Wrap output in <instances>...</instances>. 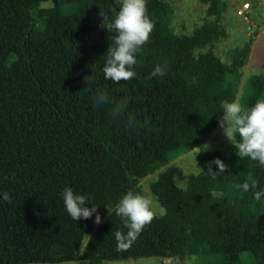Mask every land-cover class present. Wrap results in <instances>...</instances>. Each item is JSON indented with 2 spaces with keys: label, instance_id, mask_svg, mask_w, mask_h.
<instances>
[{
  "label": "trees",
  "instance_id": "trees-1",
  "mask_svg": "<svg viewBox=\"0 0 264 264\" xmlns=\"http://www.w3.org/2000/svg\"><path fill=\"white\" fill-rule=\"evenodd\" d=\"M44 1L0 0V193L9 194L0 196V264L149 256L264 264V203L236 187L253 180L264 187V167L237 153L202 152L201 171L182 188L178 167L169 165L210 136L222 102L238 96L252 37L233 50L231 63L212 51L194 53L226 36L227 2L204 0L214 18L178 35L171 6L146 0L153 29L136 53L135 76L115 83L102 72L111 34L100 13L113 17L120 0ZM157 64L163 75L153 76ZM100 92L111 103L95 105ZM259 99L264 64L246 79L239 102L250 107ZM121 100L126 107L113 118L112 103ZM133 118L138 127L129 126ZM217 158L226 167L213 176L208 166ZM157 171L150 189L165 214L154 213L134 240L117 241L127 228L116 204L128 191L144 195L140 180ZM64 187L97 206L100 222L95 213L72 220L59 196Z\"/></svg>",
  "mask_w": 264,
  "mask_h": 264
},
{
  "label": "clouds",
  "instance_id": "clouds-1",
  "mask_svg": "<svg viewBox=\"0 0 264 264\" xmlns=\"http://www.w3.org/2000/svg\"><path fill=\"white\" fill-rule=\"evenodd\" d=\"M102 27L111 34V43L104 57L102 72L106 80L118 83L127 81L135 76L133 66L136 64V53L148 39L153 29V22L146 12V0H120L118 11L113 17H109L103 11ZM152 75H163L162 67L154 66ZM91 89L92 83L87 82ZM93 102L97 106L111 103L110 98L103 92L93 96ZM126 101L121 100L112 103L111 115L117 118L125 109ZM222 116L219 125L224 136L235 146L239 157H247L264 167V99L257 100L252 106L244 107L238 99L223 101L221 104ZM130 127H138V122L133 118L128 121ZM209 145L205 144L206 150ZM215 164L217 171L213 172L211 164ZM225 165L220 159L209 162L208 173L215 175L222 173ZM198 168V167H197ZM200 169V168H198ZM201 170V169H200ZM242 193L251 191L252 197L258 202L264 203V187L257 189V182L245 181L236 186ZM4 200L9 199L7 192L0 193ZM63 207L72 220L87 219L95 213V222H100L97 206L89 208V202L82 194L74 192L70 187H64L59 193ZM115 214L124 222L127 233H115L117 241L134 240L144 226L150 223L154 216L152 201L140 193L132 191L122 195L115 206Z\"/></svg>",
  "mask_w": 264,
  "mask_h": 264
},
{
  "label": "rangeland",
  "instance_id": "rangeland-1",
  "mask_svg": "<svg viewBox=\"0 0 264 264\" xmlns=\"http://www.w3.org/2000/svg\"><path fill=\"white\" fill-rule=\"evenodd\" d=\"M172 8L173 14L170 18V28L175 34H191L193 30L202 24L206 19H213V16L207 15V8L209 3L204 0H164ZM227 8L222 13L220 23L225 27L227 34L225 37L207 44L204 47L197 48L194 53L198 55L201 52L212 51L225 63H231L232 53L235 48H243L245 44L252 37V45L247 62L243 68L242 83L236 99L239 100L241 96L242 86L246 79L252 75L263 73L264 64V29L257 34H253L249 29L248 21L238 14V10L245 2H251L252 7H256L258 0H225ZM56 6L53 1H44L41 6ZM256 11V9H254ZM260 10V9H259ZM261 11V10H260ZM256 11L255 15L261 19L263 11ZM209 147L205 150L204 145ZM207 151H219L225 155L237 153L235 146L224 136L220 127L208 136L199 146L182 154L174 159L169 165H176L178 171L175 175V182L178 186L185 188L187 186V179L190 173H199L202 169L198 160V155ZM238 154V153H237ZM200 169H198V168ZM165 168V167H164ZM163 168V169H164ZM162 170V169H161ZM159 171L149 175L140 180V186L151 201L154 213L158 216L165 214V208L161 205L158 198L150 189V183L153 181ZM26 264H81L79 260L64 261L59 263H26ZM102 264H194L193 259H184L174 261L169 258H162L156 256L132 258L118 261H105Z\"/></svg>",
  "mask_w": 264,
  "mask_h": 264
},
{
  "label": "built area",
  "instance_id": "built-area-1",
  "mask_svg": "<svg viewBox=\"0 0 264 264\" xmlns=\"http://www.w3.org/2000/svg\"><path fill=\"white\" fill-rule=\"evenodd\" d=\"M255 4L257 8L252 7L251 2H245L238 10V14L248 21V23H250L249 29L253 34H257L264 29V15L261 19L257 18L255 15L257 10L263 11L264 14V0H258ZM254 9H256V11Z\"/></svg>",
  "mask_w": 264,
  "mask_h": 264
}]
</instances>
